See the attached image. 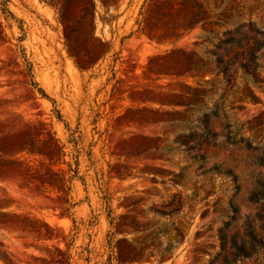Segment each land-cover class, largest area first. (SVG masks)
Masks as SVG:
<instances>
[{"label": "rangeland", "instance_id": "374dc122", "mask_svg": "<svg viewBox=\"0 0 264 264\" xmlns=\"http://www.w3.org/2000/svg\"><path fill=\"white\" fill-rule=\"evenodd\" d=\"M0 24V264H206L235 193L243 232L264 176V0H0ZM213 80L207 106L247 150L208 152L240 189L177 143Z\"/></svg>", "mask_w": 264, "mask_h": 264}, {"label": "trees", "instance_id": "16d2710c", "mask_svg": "<svg viewBox=\"0 0 264 264\" xmlns=\"http://www.w3.org/2000/svg\"><path fill=\"white\" fill-rule=\"evenodd\" d=\"M205 32L213 35L216 33L212 30H205ZM229 42L232 45H240V42L234 37L230 38ZM70 55L75 59L77 58L74 50H70ZM190 60L192 72L201 73L205 69L203 58L199 57L197 53ZM221 63L222 59L218 58L214 70L216 72L215 77L223 76L220 83L230 84L232 80L228 76L230 70L229 68H222ZM238 70H241L243 75L247 77V64L240 65ZM204 86L210 88V91L204 89ZM213 90L216 91L214 80L206 82L194 96L196 104L191 103L190 107L195 108L201 114L193 117L191 122H185L186 130L180 134V138L183 140L180 141L179 139L177 143L185 145L186 151L193 153L188 158L189 161L203 170L205 175L216 174L229 178L236 189H240L238 175L233 170L224 169L222 164L213 162L214 160L209 156L208 148L212 146L213 148L225 149L231 145L247 150V137L244 134L246 128L245 125L241 127L238 121L233 122L219 101L214 102L212 107L207 106V103L212 101L210 99H214L209 96ZM200 103H204V106H199ZM215 121H221L220 129L224 132L223 134H218L213 130ZM225 121L228 122L224 127ZM244 144L245 147H243ZM260 160L262 163L259 167L264 168V153ZM237 198L238 195L235 193L227 203V208L223 213L222 226L217 229L215 234L219 241V251L209 255L206 264H238L245 261L264 264V176L262 173L257 175L249 191L247 208L251 212L247 214V221L243 224L242 233L237 230L238 223L242 218V209L237 203ZM232 232L235 233L232 234Z\"/></svg>", "mask_w": 264, "mask_h": 264}]
</instances>
